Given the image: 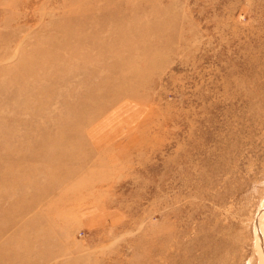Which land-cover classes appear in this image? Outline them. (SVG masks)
Wrapping results in <instances>:
<instances>
[{"label":"rangeland","instance_id":"374dc122","mask_svg":"<svg viewBox=\"0 0 264 264\" xmlns=\"http://www.w3.org/2000/svg\"><path fill=\"white\" fill-rule=\"evenodd\" d=\"M0 264H264V0H0Z\"/></svg>","mask_w":264,"mask_h":264},{"label":"bare ground","instance_id":"6f19581e","mask_svg":"<svg viewBox=\"0 0 264 264\" xmlns=\"http://www.w3.org/2000/svg\"><path fill=\"white\" fill-rule=\"evenodd\" d=\"M82 28L80 26H68L66 28V34L63 36H57V37H50L51 40V45L53 48H50V50H39L37 51L36 58L34 60L35 65L32 66H23L22 71L29 70L32 71L34 68V73L30 72L31 75L35 80L38 77L39 80V74L43 71H46V69L49 67L46 63H49L50 60L48 58L51 57H56L58 56V53H54L55 47H65L66 45H69L70 43H73L75 40L77 41L78 44H81L82 41L85 39L84 36H82V30L79 31V28ZM74 40V41H73ZM84 44V43H83ZM46 63H42V62ZM52 61V60H51ZM53 63V62H52ZM95 70L93 71L94 74H101L102 71V64L101 65H96ZM80 71L86 72L87 74H90L92 69L89 70V68L85 67L84 65L82 66V69ZM40 72V73H39ZM24 73L29 76L27 72L24 71ZM111 87H114V85H111ZM36 95L37 91H36ZM102 98V79L99 81L94 87L90 88L89 90H86V92L81 96L78 102L72 105L73 109L69 113L68 117L66 118L65 121L59 122L57 124H60L59 127L61 128V135L62 136H71L75 133V125H71V121L73 118L75 120H79L80 123L82 120L81 118H84L85 113L87 111V108L90 107V105L94 102H97V99ZM26 123V122H25ZM54 125V123H53ZM35 129V128H34ZM12 130V129H11ZM37 130V129H36ZM74 130V131H73ZM42 135V134H41ZM3 199V198H1ZM12 220L10 217V214L8 215V221Z\"/></svg>","mask_w":264,"mask_h":264}]
</instances>
